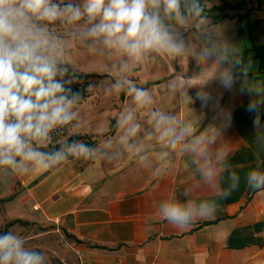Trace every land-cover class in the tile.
<instances>
[{
	"label": "crops",
	"instance_id": "crops-1",
	"mask_svg": "<svg viewBox=\"0 0 264 264\" xmlns=\"http://www.w3.org/2000/svg\"><path fill=\"white\" fill-rule=\"evenodd\" d=\"M223 3L241 5L225 12L214 9ZM202 4L211 11L205 12L207 26L202 31L173 25L188 47L187 54L154 53L138 64L142 72L134 84L142 85L152 102L140 108L128 95L129 111L140 129L129 142L132 150L122 143L114 148L125 149L126 157L70 159L47 170L28 188L25 200L41 211L38 215L61 221L74 236L72 245L81 264H264V192L250 189L244 180L255 167V114L246 111L249 96L239 91L242 78L226 89L216 80L211 64L196 55L209 36L228 41L240 48L245 63L251 60L249 79L264 80V0ZM200 91L211 96L207 106L197 98ZM152 112L170 116L185 141L219 125L221 114L231 113V127L220 143L230 152L228 164L241 177L238 189L227 198L216 196L195 172L190 154L157 139L149 122ZM223 176L226 187L228 172ZM45 185L47 192L39 193ZM185 188L193 189L191 198L215 199L217 209L180 230L162 221L156 209L163 200L188 199L182 195Z\"/></svg>",
	"mask_w": 264,
	"mask_h": 264
},
{
	"label": "clouds",
	"instance_id": "clouds-1",
	"mask_svg": "<svg viewBox=\"0 0 264 264\" xmlns=\"http://www.w3.org/2000/svg\"><path fill=\"white\" fill-rule=\"evenodd\" d=\"M207 19L201 0H0V177L52 170L70 158H96L98 149L82 141L59 139L55 141L59 147H54L53 133L83 126L77 110L81 93L70 87L79 80L80 65L71 58L74 46L109 62L118 78L106 91L124 90L142 108L152 98L125 74L154 53L187 54L188 47L173 25L202 31ZM57 22L69 28L68 38L52 31L50 26ZM196 55L211 64L224 88L232 89L242 78L239 91L249 96L246 111L255 114L256 145L255 167L244 180L250 189L264 192V80L249 79L251 60L245 63L240 48L228 41L209 36ZM93 87L89 85V90ZM197 98L204 106L211 101L203 91ZM220 121L187 141L166 114L152 112L149 122L160 142L171 148L179 145L190 154L201 181L216 196L227 198L238 189L241 177L228 164L230 152L220 143L231 127V113L221 114ZM118 127L123 130L121 143L132 150L129 142L140 125L131 111L121 115ZM224 172H228L226 187L222 186ZM192 191L184 189L182 195L189 198L183 201L175 197L161 201L156 209L159 218L184 230L213 215L217 201L191 198ZM0 264L48 262L43 252L27 247L23 236L9 230L0 233Z\"/></svg>",
	"mask_w": 264,
	"mask_h": 264
},
{
	"label": "rangeland",
	"instance_id": "rangeland-1",
	"mask_svg": "<svg viewBox=\"0 0 264 264\" xmlns=\"http://www.w3.org/2000/svg\"><path fill=\"white\" fill-rule=\"evenodd\" d=\"M52 31L68 38L69 28L59 22L50 26ZM78 62L80 67L78 71L84 73L102 74L100 77L89 79L88 82H75L71 86L85 85L89 90V85L94 87L89 90L91 94L80 100L78 112L83 126L75 129H66L68 134H89L97 143L94 149H98L97 155L103 153V156L126 157L128 152L125 149L119 151L118 143H121L120 137L123 130L118 127V120L122 114H127L130 110L127 103L128 94L126 91L119 92L106 91L115 83L118 74L110 67V63L102 58L90 55L85 48L78 45L72 49V57ZM142 72V65L136 64L132 70L125 74L133 82L139 81ZM108 75H107V74ZM142 85L137 87L142 88ZM117 119L116 132L112 134V120ZM112 153V154H111ZM47 170H36L28 174H18L11 177H0V229L17 219L23 222H17L11 225L10 230L23 236L26 239V246L43 252L47 257L48 264H81L79 255L72 245V238L67 231L66 226L61 221H48L38 214L30 201L25 200L28 188L43 177ZM37 179V180H36ZM42 192H47L48 185L39 188ZM18 194L14 199L12 196ZM41 200V199H40ZM49 203H44V208H48Z\"/></svg>",
	"mask_w": 264,
	"mask_h": 264
},
{
	"label": "trees",
	"instance_id": "trees-1",
	"mask_svg": "<svg viewBox=\"0 0 264 264\" xmlns=\"http://www.w3.org/2000/svg\"><path fill=\"white\" fill-rule=\"evenodd\" d=\"M202 1L203 0H201V3H202ZM239 4L240 3L232 5V4H228V3H223L222 5L217 6L214 9H219L222 12H225L228 9L235 8V7H239ZM206 11H210V10H205V12ZM70 71H71V69H70ZM77 74L79 76V80L78 81H80V82H88L89 79H91V78L102 76L101 74H97V73H92V72H90V73H84V72H80V71H78ZM70 87L73 89V91H79L81 93V100L82 99H86L91 94V92L87 89V87L85 85H83V86H81V85L71 86L70 85ZM116 123H117V119L114 118L112 120V125H113L112 133H114V131L116 129L115 128V124ZM92 137H93L92 135L82 134V133H77V134H71V135H69L68 132H67V130L63 131L60 135H57L56 133H53L54 147L55 148H58L59 147V144L58 143H55V141H57L59 139H67L69 142L74 141V140H76V141H82L85 144H87L89 147L94 148V147H96V145H97L98 142H96L95 140H93ZM49 148L50 149L53 148V145H50ZM17 195L18 194L16 193V195L15 196H12V198H10V199H14ZM0 201H6V200L3 199V200H0ZM17 222H23V223H25L23 220L17 219V220H15L13 222L8 223L6 225L7 227H5L4 229H0V233H5V232L9 231L10 230V227H12L11 225H13L14 223H17ZM71 237H74V236H71ZM78 241H80V240H78Z\"/></svg>",
	"mask_w": 264,
	"mask_h": 264
}]
</instances>
